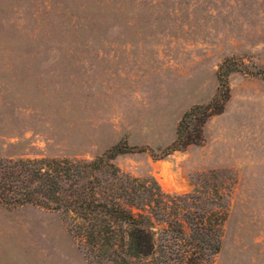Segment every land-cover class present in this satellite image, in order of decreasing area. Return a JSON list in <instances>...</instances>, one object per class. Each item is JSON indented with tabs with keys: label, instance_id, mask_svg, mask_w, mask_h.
I'll use <instances>...</instances> for the list:
<instances>
[{
	"label": "rangeland",
	"instance_id": "rangeland-1",
	"mask_svg": "<svg viewBox=\"0 0 264 264\" xmlns=\"http://www.w3.org/2000/svg\"><path fill=\"white\" fill-rule=\"evenodd\" d=\"M226 57L237 68L200 140L158 157L182 111L213 96ZM255 69L264 0H0V159L143 145L113 163L227 205L210 264H264V77L246 72ZM66 224L58 209L0 202V264H89Z\"/></svg>",
	"mask_w": 264,
	"mask_h": 264
},
{
	"label": "trees",
	"instance_id": "trees-1",
	"mask_svg": "<svg viewBox=\"0 0 264 264\" xmlns=\"http://www.w3.org/2000/svg\"><path fill=\"white\" fill-rule=\"evenodd\" d=\"M235 64L232 57L218 64L213 96L182 111L174 138L158 157L200 140L201 125L222 107ZM246 72L264 77L262 69ZM144 149L117 140L89 159H0V202L62 211L89 264H210L227 205L192 191H164L153 176H133L112 161L117 154Z\"/></svg>",
	"mask_w": 264,
	"mask_h": 264
}]
</instances>
